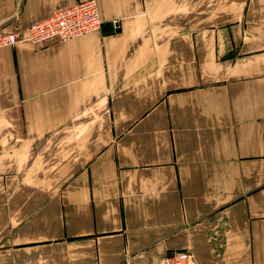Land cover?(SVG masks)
<instances>
[{
	"label": "crops",
	"instance_id": "0c3cea01",
	"mask_svg": "<svg viewBox=\"0 0 264 264\" xmlns=\"http://www.w3.org/2000/svg\"><path fill=\"white\" fill-rule=\"evenodd\" d=\"M81 1L0 0V264H264V0H95L26 40Z\"/></svg>",
	"mask_w": 264,
	"mask_h": 264
},
{
	"label": "built area",
	"instance_id": "2783aa9c",
	"mask_svg": "<svg viewBox=\"0 0 264 264\" xmlns=\"http://www.w3.org/2000/svg\"><path fill=\"white\" fill-rule=\"evenodd\" d=\"M115 27L119 21L113 20ZM97 3L95 0L77 2L65 9H57L45 19L33 23L28 30L26 40L41 43L49 39L60 42L70 41L100 28ZM20 33L15 30L0 32V48L12 47L20 42ZM152 264H195L190 254L184 251L174 252L156 259Z\"/></svg>",
	"mask_w": 264,
	"mask_h": 264
}]
</instances>
